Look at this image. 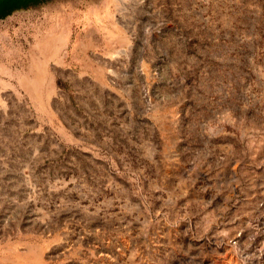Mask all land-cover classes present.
Wrapping results in <instances>:
<instances>
[{
  "label": "rangeland",
  "instance_id": "rangeland-1",
  "mask_svg": "<svg viewBox=\"0 0 264 264\" xmlns=\"http://www.w3.org/2000/svg\"><path fill=\"white\" fill-rule=\"evenodd\" d=\"M42 36L0 143L17 264H264V0H52L0 20V61Z\"/></svg>",
  "mask_w": 264,
  "mask_h": 264
},
{
  "label": "bare ground",
  "instance_id": "bare-ground-1",
  "mask_svg": "<svg viewBox=\"0 0 264 264\" xmlns=\"http://www.w3.org/2000/svg\"><path fill=\"white\" fill-rule=\"evenodd\" d=\"M62 43V39L58 36L40 37L35 44L36 52L33 51L30 56L31 64L28 68L21 66V69H15L0 61V143L3 146H7V140L11 138L10 136H14L17 114L20 113L27 118L26 103L21 101L23 96L21 97L19 90L28 97H42L44 86L48 84L46 74L48 61L58 55ZM20 55L19 52L18 56ZM4 76L8 77L9 81H4ZM13 82L17 83V86ZM14 232V228L3 227L0 221V264H17L18 257L20 262L26 259L25 255L17 254V248L12 242ZM23 235H25L22 237L23 246L27 247L29 239L25 233Z\"/></svg>",
  "mask_w": 264,
  "mask_h": 264
},
{
  "label": "flooded vegetation",
  "instance_id": "flooded-vegetation-1",
  "mask_svg": "<svg viewBox=\"0 0 264 264\" xmlns=\"http://www.w3.org/2000/svg\"><path fill=\"white\" fill-rule=\"evenodd\" d=\"M6 1L12 2L11 5L28 6V8H26V9H29L32 7H36L38 5H43V4L49 3L52 0H0V4L3 2H6ZM20 10H25V9L13 10L11 13H14V12L20 11ZM3 11H7V8H5Z\"/></svg>",
  "mask_w": 264,
  "mask_h": 264
},
{
  "label": "trees",
  "instance_id": "trees-1",
  "mask_svg": "<svg viewBox=\"0 0 264 264\" xmlns=\"http://www.w3.org/2000/svg\"><path fill=\"white\" fill-rule=\"evenodd\" d=\"M28 6L11 5L7 7V11H2L0 14V20L8 16L13 10L26 9Z\"/></svg>",
  "mask_w": 264,
  "mask_h": 264
},
{
  "label": "crops",
  "instance_id": "crops-1",
  "mask_svg": "<svg viewBox=\"0 0 264 264\" xmlns=\"http://www.w3.org/2000/svg\"><path fill=\"white\" fill-rule=\"evenodd\" d=\"M22 246V245H21ZM27 253H28V251H27ZM33 263V262H32Z\"/></svg>",
  "mask_w": 264,
  "mask_h": 264
}]
</instances>
